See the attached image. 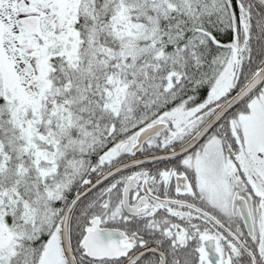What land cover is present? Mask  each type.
Returning a JSON list of instances; mask_svg holds the SVG:
<instances>
[{
    "label": "snow or ice",
    "instance_id": "6c2138e0",
    "mask_svg": "<svg viewBox=\"0 0 264 264\" xmlns=\"http://www.w3.org/2000/svg\"><path fill=\"white\" fill-rule=\"evenodd\" d=\"M0 264H264V0H0Z\"/></svg>",
    "mask_w": 264,
    "mask_h": 264
}]
</instances>
